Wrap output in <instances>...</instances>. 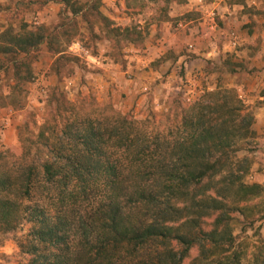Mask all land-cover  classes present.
Listing matches in <instances>:
<instances>
[{
	"label": "trees",
	"instance_id": "trees-1",
	"mask_svg": "<svg viewBox=\"0 0 264 264\" xmlns=\"http://www.w3.org/2000/svg\"><path fill=\"white\" fill-rule=\"evenodd\" d=\"M174 1L187 2L124 3L130 14L157 3L149 22H160ZM51 2L69 13L55 27L0 30V73L11 79L0 109L24 107L43 43L57 55V74L78 61L67 50L78 15L114 51L142 46L149 33L148 26H115L102 0H36L39 9ZM163 118L137 119L92 101L78 106L57 87L50 92L36 138L21 137L27 144L17 155L0 150V235L28 225L18 242L29 256L22 264H264V241L245 261L233 227L264 194V182L246 180L252 161L238 155L242 142L258 136L254 110L237 89L219 85Z\"/></svg>",
	"mask_w": 264,
	"mask_h": 264
},
{
	"label": "rangeland",
	"instance_id": "rangeland-1",
	"mask_svg": "<svg viewBox=\"0 0 264 264\" xmlns=\"http://www.w3.org/2000/svg\"><path fill=\"white\" fill-rule=\"evenodd\" d=\"M79 1L83 3L87 0ZM123 3V0H102L101 11L105 15L109 13L121 15L118 11L122 10ZM157 7V3H150L141 15L132 16L134 18L133 22L135 20H143L151 13H155ZM66 16L69 17V13L58 2H51L39 9L36 0H0V30L8 26L18 29L21 25L25 24L29 28L41 24L53 28ZM258 18L260 19L261 17L258 16ZM77 19L78 34H76L74 41L68 45L67 50L77 55L79 57L78 61L65 63L61 69V73L57 74L52 68L57 55L48 50L46 43H43L34 52L37 57L34 62V76L28 85L24 107L21 110L5 107L6 114L4 119L0 117V130L6 126L7 115L11 117L15 116L19 119V125L16 129L17 140L11 145H4L0 150L9 147L12 148L11 152L17 155L22 151V147L27 144L20 139L21 137L32 140L36 138L40 130V124L44 121L47 98L56 87L60 91H63L78 106L88 107L92 101L98 106L111 105L116 110L122 113H129L137 119H143L150 113H156L158 114V120L162 119L164 122V115L175 112L180 107L189 106L208 91H212L208 89V68L219 72L216 83L217 86L220 85L222 87L236 89V87L232 86L234 81L252 84L255 82V78L258 79V77L262 76L264 78V54L262 56L258 55L257 47L259 46L257 42V46L254 48L248 47V55L243 60L238 61L232 56H228L216 65L208 63V58L205 56L197 60L198 65L196 66L200 67V70H203L204 74H199L201 84L198 85L195 91H191L189 88L192 81H188L186 77L187 66L179 64L175 69L177 76L172 78L171 76L167 77L165 74V77H161V80H153L152 84L147 83L143 85L140 88L141 92H139L143 96L141 101L142 97L138 95V98L134 97L126 104L127 95L125 92L119 93L120 98L116 99L118 103L114 102L113 98L109 100L103 99L104 95L102 91L106 87L97 86L96 79L104 77V67H107L111 61L116 64L117 72L121 74V77H118L113 84L109 85V93L119 89L120 81H129L133 77H140L137 75L141 74L146 75V73H141V68L136 67L137 64H141L142 70L148 72L151 67L159 69L160 63L153 62L143 66L141 62L131 59L129 55L132 52L140 53L142 50H132L129 48L128 43H122L123 47L121 50L114 51L112 48L109 50L108 45H106L109 44L108 41L105 39L94 40L91 33H89L88 23L82 19L81 15H78ZM247 28L248 30L254 29L250 27V24ZM95 29L98 31V25H96ZM101 48H104L106 53L111 54L110 61L107 58H98ZM248 57L251 58L248 59ZM193 58L195 60L197 57ZM173 66L174 64L168 66L169 72L172 71ZM237 66L241 67L240 71L236 70ZM0 77V91L7 94L11 79L8 77L4 78V73H0ZM103 79H106V77ZM118 83L119 85L116 86ZM99 90L102 92L100 99L98 98ZM104 92L107 93V90L105 89ZM250 94H254V91H251ZM247 104L254 110L251 102ZM125 105L127 108L124 107ZM24 122L27 124V127H24L25 129L23 128L20 131V127ZM241 146L243 149L239 151V157L245 155L252 161L251 170L246 180L248 182H260V180H263L264 182V135L244 141L241 143ZM33 152L34 150H32ZM251 206L248 218L237 215L238 218L233 223L234 234L238 235L237 243L245 253V261L251 257L256 246L261 241H264V194L254 199L251 202ZM251 219L258 220L253 223ZM27 231L28 225L26 224L14 232L0 235V264H22L28 260L29 256L18 245L19 241L25 240ZM196 254L197 252L194 251L192 256L194 257Z\"/></svg>",
	"mask_w": 264,
	"mask_h": 264
},
{
	"label": "crops",
	"instance_id": "crops-1",
	"mask_svg": "<svg viewBox=\"0 0 264 264\" xmlns=\"http://www.w3.org/2000/svg\"><path fill=\"white\" fill-rule=\"evenodd\" d=\"M124 2V0H123ZM118 11L117 15L109 13L105 15L114 21L115 26L138 25L141 28L148 26V35L142 46H136L128 43L130 49L142 50V52H132L129 57L142 65L153 62H159V69L152 67L148 72L142 70L141 64H137V68H141V74L138 78H132L129 81H120L118 90L109 93V85L113 84L121 74L117 72V66L113 61L108 63L105 68L104 77L106 79L97 78V86L106 87L101 92L98 91V98H113L118 103L121 92L127 95V101H131L134 97L140 95L141 87L147 83L152 84L153 80H161V77L177 76L175 69L179 64L187 66L186 77L188 81H192L189 85L191 91H195L201 84L199 74H204L200 67H197V60L203 56L208 58V63L216 65L221 63L224 58L232 56L235 60H243L248 55V47L254 48L258 46V55L264 54V0H245L244 3L234 2L232 0H187L185 3L172 2L169 5L168 19L164 21H150L155 13H151L147 18L134 21L133 15L125 8V3ZM258 16L261 18L259 19ZM250 24L253 30L246 27ZM245 29V30H244ZM233 34L237 39V44H233ZM106 40V39H105ZM108 41V40H106ZM108 49L112 48V44L108 41ZM102 49V50H101ZM98 54L99 59L111 60V54L106 53L101 48ZM254 50V51H257ZM193 52V53H190ZM195 54V55H193ZM197 57L195 60L193 57ZM250 56V55H249ZM251 57H248L250 59ZM104 61V60H103ZM172 71L169 72V65ZM197 68H196V67ZM200 70V71H199ZM237 71L241 70L240 66L236 67ZM138 72V71H136ZM172 72V73H171ZM132 77V76H130ZM219 72L208 68V89L214 90L217 86ZM255 82L246 84L244 82L234 81L232 86L236 87L239 95L248 103L251 102L255 111L254 129L258 136L264 135V99L262 92L264 91V78L258 77ZM258 80V81H257ZM116 84V86L119 85ZM114 87V86H113ZM114 89V88H113ZM254 91V94H250ZM140 101L143 99V96ZM256 101V102H255ZM127 108V106H124ZM5 108L0 109V117L4 119L6 114ZM19 125V119L7 115L6 126L0 130V148L4 145H11L16 142V129ZM263 182V180H260Z\"/></svg>",
	"mask_w": 264,
	"mask_h": 264
},
{
	"label": "built area",
	"instance_id": "built-area-1",
	"mask_svg": "<svg viewBox=\"0 0 264 264\" xmlns=\"http://www.w3.org/2000/svg\"><path fill=\"white\" fill-rule=\"evenodd\" d=\"M233 38H234V39L232 40V42H233V44H235V45H236V44H237V39H236V37H235V35H234V34H233ZM75 45H78V44H75Z\"/></svg>",
	"mask_w": 264,
	"mask_h": 264
}]
</instances>
